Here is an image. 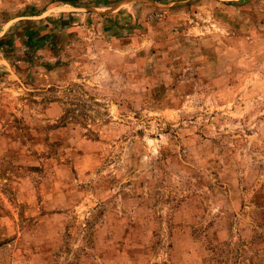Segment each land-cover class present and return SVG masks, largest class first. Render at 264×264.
Segmentation results:
<instances>
[{
    "label": "rangeland",
    "instance_id": "1",
    "mask_svg": "<svg viewBox=\"0 0 264 264\" xmlns=\"http://www.w3.org/2000/svg\"><path fill=\"white\" fill-rule=\"evenodd\" d=\"M0 264H264V0H0Z\"/></svg>",
    "mask_w": 264,
    "mask_h": 264
}]
</instances>
